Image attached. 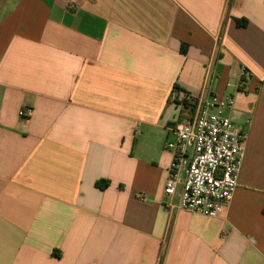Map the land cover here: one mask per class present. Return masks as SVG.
Wrapping results in <instances>:
<instances>
[{
  "label": "crops",
  "instance_id": "obj_1",
  "mask_svg": "<svg viewBox=\"0 0 264 264\" xmlns=\"http://www.w3.org/2000/svg\"><path fill=\"white\" fill-rule=\"evenodd\" d=\"M203 91L247 133L218 218L164 194ZM0 264H264V0H0Z\"/></svg>",
  "mask_w": 264,
  "mask_h": 264
},
{
  "label": "built area",
  "instance_id": "obj_2",
  "mask_svg": "<svg viewBox=\"0 0 264 264\" xmlns=\"http://www.w3.org/2000/svg\"><path fill=\"white\" fill-rule=\"evenodd\" d=\"M248 74L241 70L240 87L245 86ZM179 101L188 113L175 130V138L165 143L171 163L164 194L171 199L182 182L179 208L218 218L239 186L247 133L227 114L235 106L233 96L184 92ZM19 115L29 119L33 110L24 107Z\"/></svg>",
  "mask_w": 264,
  "mask_h": 264
},
{
  "label": "trees",
  "instance_id": "obj_3",
  "mask_svg": "<svg viewBox=\"0 0 264 264\" xmlns=\"http://www.w3.org/2000/svg\"><path fill=\"white\" fill-rule=\"evenodd\" d=\"M238 26L245 27L247 25L246 21H237ZM185 49H183V53H185Z\"/></svg>",
  "mask_w": 264,
  "mask_h": 264
}]
</instances>
